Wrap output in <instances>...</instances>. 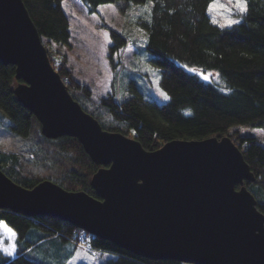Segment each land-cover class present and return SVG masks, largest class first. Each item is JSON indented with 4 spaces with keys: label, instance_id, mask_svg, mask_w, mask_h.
Here are the masks:
<instances>
[{
    "label": "trees",
    "instance_id": "trees-1",
    "mask_svg": "<svg viewBox=\"0 0 264 264\" xmlns=\"http://www.w3.org/2000/svg\"><path fill=\"white\" fill-rule=\"evenodd\" d=\"M23 1L68 90L104 129L136 137L148 150L172 139L230 136L255 175L246 185L264 213V142L242 130H264V0H246L244 19L224 27L209 15L213 0H82L90 14L106 3L151 2L149 20L139 24L147 30L145 48L151 61L161 69L159 84L169 94L165 103L145 96L135 83L126 99L109 93L94 100L89 85L76 78L66 62L58 67L50 53L52 48L60 52L55 45L70 44L64 0ZM109 31L115 70L114 55L128 39L113 28ZM185 65L216 73L228 90L201 79ZM15 83V65L0 61V169L27 188L51 179L65 189L96 196L91 179L100 165L77 138L44 136L41 123L15 97ZM1 222L17 233V253L9 257L0 250V264H67L85 244L112 255L101 264H186L137 255L56 217L0 209Z\"/></svg>",
    "mask_w": 264,
    "mask_h": 264
},
{
    "label": "water",
    "instance_id": "water-1",
    "mask_svg": "<svg viewBox=\"0 0 264 264\" xmlns=\"http://www.w3.org/2000/svg\"><path fill=\"white\" fill-rule=\"evenodd\" d=\"M0 61L15 65V97L42 134L77 138L100 165L96 196L51 179L27 188L0 169V209L56 217L154 260L264 264V213L246 185L255 175L230 136L148 150L104 129L68 90L23 0H0Z\"/></svg>",
    "mask_w": 264,
    "mask_h": 264
},
{
    "label": "rangeland",
    "instance_id": "rangeland-1",
    "mask_svg": "<svg viewBox=\"0 0 264 264\" xmlns=\"http://www.w3.org/2000/svg\"><path fill=\"white\" fill-rule=\"evenodd\" d=\"M213 5L218 7L213 8ZM235 5L236 0H213L208 10L212 21L223 27L241 22L247 11H240ZM63 6L71 24L70 44L61 47L55 45L60 52L52 48L50 53L56 59L58 67L66 62L76 78L89 84L91 90H94H92L94 100L97 101L109 93H115L119 99H126L131 95L132 83H135L145 96L159 103L169 100V94L159 84L161 69L151 61V53L145 48L147 30L139 24L141 20H149L151 2L106 3L100 5L96 13L91 14L82 0H64ZM229 21L235 23L229 24ZM110 28L123 33L128 39L127 46L114 55L115 70L110 63L109 47L112 44ZM46 47L48 49L47 45ZM185 68L196 73L201 79L214 83L221 90H228L216 73L187 65ZM205 76L208 79H205ZM242 130L264 142V130L259 128ZM16 241L17 233L7 224H0L1 252L14 257L17 253ZM82 241L87 239L83 238ZM4 248L12 251V255L5 252ZM90 248L89 244L79 246L67 263L101 264L112 256L106 252L92 251Z\"/></svg>",
    "mask_w": 264,
    "mask_h": 264
},
{
    "label": "snow or ice",
    "instance_id": "snow-or-ice-1",
    "mask_svg": "<svg viewBox=\"0 0 264 264\" xmlns=\"http://www.w3.org/2000/svg\"><path fill=\"white\" fill-rule=\"evenodd\" d=\"M240 11H247V2L246 0H236V5H235ZM213 8L218 7L217 5H213ZM222 7V6H219ZM231 23H235L234 21H229V24ZM205 79H208L207 76L204 77ZM165 98H167V96H165ZM9 231H11L9 229ZM14 235V233H13ZM5 252H8L9 255H12V251H10L8 248H4L3 249Z\"/></svg>",
    "mask_w": 264,
    "mask_h": 264
},
{
    "label": "crops",
    "instance_id": "crops-1",
    "mask_svg": "<svg viewBox=\"0 0 264 264\" xmlns=\"http://www.w3.org/2000/svg\"><path fill=\"white\" fill-rule=\"evenodd\" d=\"M70 25H71V24H70ZM82 82H84V81H82ZM84 83H86V82H84ZM86 84H88V83H86ZM88 85H89V84H88ZM92 90H93V89H92ZM93 91H94V90H93ZM93 91H92V92H93ZM2 223H5V222H1L0 224H2ZM5 224H6V223H5ZM77 250H78V249H77ZM77 250L75 251V253L77 252ZM74 255H75V254H74ZM74 255H73V256H74ZM73 256H72V257H73ZM72 257L70 258V260L72 259ZM68 261H69V260H68ZM67 264H68V263H67Z\"/></svg>",
    "mask_w": 264,
    "mask_h": 264
}]
</instances>
